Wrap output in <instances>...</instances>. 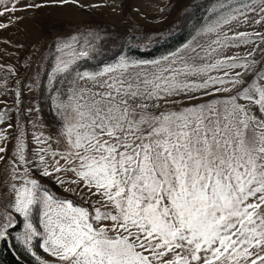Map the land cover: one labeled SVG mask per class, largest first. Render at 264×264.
Returning a JSON list of instances; mask_svg holds the SVG:
<instances>
[{
  "label": "snow or ice",
  "instance_id": "obj_1",
  "mask_svg": "<svg viewBox=\"0 0 264 264\" xmlns=\"http://www.w3.org/2000/svg\"><path fill=\"white\" fill-rule=\"evenodd\" d=\"M101 7L0 0V31L45 10ZM208 13L166 55L96 70L80 62L101 54L99 32L57 35L43 67L47 120L24 102L44 53L29 84L10 88L18 73L6 68L0 244L17 264L21 253L32 264H264V0H215Z\"/></svg>",
  "mask_w": 264,
  "mask_h": 264
},
{
  "label": "rangeland",
  "instance_id": "obj_2",
  "mask_svg": "<svg viewBox=\"0 0 264 264\" xmlns=\"http://www.w3.org/2000/svg\"><path fill=\"white\" fill-rule=\"evenodd\" d=\"M200 1L97 0V2L104 4V7L93 11L57 9L49 12L45 10L35 18L26 19L23 23L11 26L7 31H0V65L5 66V70L0 71V80L6 76V68L11 66L18 75L9 78L8 84L10 88L14 87L16 79H19L22 84L31 83L30 72L37 67L36 59L43 52L45 58L41 64V86L35 88L33 93L25 90L24 102L26 105L42 106L44 109L43 115L47 120L49 119L47 98L50 86H48L47 78L43 74V67L52 55V41L57 35L74 34L85 26H89L92 30L99 32L104 39L101 43V54L91 60L94 62L104 56L107 57V51L114 48L127 34H142L147 37L155 34L158 28L168 27L180 20L191 23V17H189L188 12L192 7L197 6V14H200V16L197 23H191L193 25L189 40L195 35V30L207 22L208 9L215 3V0H207L205 5H200ZM165 4L172 5L170 10L164 13L158 11ZM114 7L116 8L115 12L113 11ZM134 9H139V11L137 12ZM5 40L9 41V43L5 44L3 42ZM21 44L24 46L23 48L18 47ZM34 48L38 50L35 56L33 55ZM118 57L119 55L104 60H107L106 62H114ZM97 68L89 67L84 70H96ZM12 99L11 96L8 97L9 105H11ZM49 187L57 195H64L62 189L54 187L51 183H49ZM78 203L82 202L78 201ZM28 258L31 260L30 257Z\"/></svg>",
  "mask_w": 264,
  "mask_h": 264
},
{
  "label": "trees",
  "instance_id": "obj_3",
  "mask_svg": "<svg viewBox=\"0 0 264 264\" xmlns=\"http://www.w3.org/2000/svg\"><path fill=\"white\" fill-rule=\"evenodd\" d=\"M207 0H201L200 5H205ZM197 6H194L188 12L189 17L193 24L197 23L200 14H197ZM191 22V23H192ZM191 23L183 22L182 20L173 25L164 28H158L157 32L152 36L144 37L142 34H127L126 37L120 41L114 48L110 49L108 56L92 62L81 61L80 68L82 70L89 67H99L102 62L117 55H129L133 58L143 57L147 59L158 58L161 55H166L168 52L175 50L185 43L192 31ZM147 45V47H145ZM107 59V60H104ZM24 264H32L28 257H23ZM0 264H17V257L3 245L0 248Z\"/></svg>",
  "mask_w": 264,
  "mask_h": 264
}]
</instances>
